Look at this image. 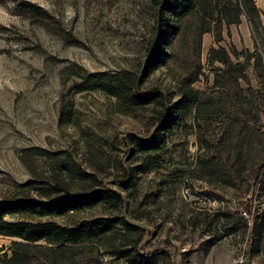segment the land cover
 <instances>
[{"label":"rangeland","instance_id":"rangeland-1","mask_svg":"<svg viewBox=\"0 0 264 264\" xmlns=\"http://www.w3.org/2000/svg\"><path fill=\"white\" fill-rule=\"evenodd\" d=\"M254 1L256 26L243 14L217 24L214 8L197 9L170 22L168 35L153 0H0V198L26 181L121 198L114 208L42 219H118L108 234L68 244L60 264H147L135 253L150 264H264V4ZM217 49L244 65L239 114L232 87L214 83L226 67ZM120 70L136 75V94L148 102L124 112L100 91L75 90L78 75ZM192 76L199 111H187L158 152L137 153L128 135L147 140ZM210 157L230 168L231 185L202 171ZM12 240L0 235V254Z\"/></svg>","mask_w":264,"mask_h":264},{"label":"trees","instance_id":"trees-1","mask_svg":"<svg viewBox=\"0 0 264 264\" xmlns=\"http://www.w3.org/2000/svg\"><path fill=\"white\" fill-rule=\"evenodd\" d=\"M153 3L157 7V17L160 26L163 28L162 33L168 35L171 34L169 29H175L170 25V22L190 15L197 9L205 12L209 8H214L217 13V24L221 20L226 24L237 22L240 14L245 16L251 26L258 25L260 21L259 12L253 0H153ZM22 4L29 14L40 16L39 11L41 9L27 2ZM215 58L225 63L226 67L215 75L214 83L219 84L226 92H228V88L232 87L231 91L237 106L235 110L237 114L244 112L245 109H243L241 101L244 98L243 90L238 84L239 79H245L244 65L240 62L231 63L227 61L221 49H217ZM78 76L79 79L74 84L76 91H100L115 98L124 112H130L148 102L150 98L140 97L136 94L137 78L134 73L129 71H95L85 72ZM195 77L192 76L187 79L179 97L162 113L159 124L147 140L142 141L128 135V139L137 153L150 155L158 152L165 142L166 135L171 133L173 128L179 126L184 114L190 109L195 112L199 111L201 101L197 92L190 87ZM242 154L243 148L238 142L234 149L235 160L239 159ZM210 159L211 161L202 163V171L215 180L231 185L230 178L233 174L230 168L222 167L212 157ZM78 174L81 173L78 172ZM16 187L20 190L13 195L0 198V235L15 238L11 241L9 255L0 254V264H31L39 257L43 261L42 264H60L56 254H61L68 244L104 236L111 232L118 222L116 217L104 216L82 219L72 225H60L52 220H42L43 218L61 217L99 205H106L110 208L117 207L121 204V198L112 189L87 188L83 191L68 192L67 189L56 184L35 185L33 181L16 184ZM29 190H35L37 196H29L27 194ZM13 216L22 218L7 219ZM123 225L126 230L133 229V225L126 223ZM38 241H46L48 246L36 244ZM42 250H49L51 254L42 253ZM126 251L118 250L115 254L119 257L124 256ZM135 256L139 257V262L151 263L150 255L135 253Z\"/></svg>","mask_w":264,"mask_h":264},{"label":"built area","instance_id":"built-area-1","mask_svg":"<svg viewBox=\"0 0 264 264\" xmlns=\"http://www.w3.org/2000/svg\"><path fill=\"white\" fill-rule=\"evenodd\" d=\"M203 202H205L206 203V205H218V203H216V201L215 200H213V199H211V198H208V197H203Z\"/></svg>","mask_w":264,"mask_h":264},{"label":"crops","instance_id":"crops-1","mask_svg":"<svg viewBox=\"0 0 264 264\" xmlns=\"http://www.w3.org/2000/svg\"><path fill=\"white\" fill-rule=\"evenodd\" d=\"M254 1V0H253ZM261 4H264V0H258ZM254 4H255V6H256V8H259L258 6H257V4H256V2L254 1ZM258 10V9H257ZM259 12V15H260V11H258Z\"/></svg>","mask_w":264,"mask_h":264}]
</instances>
